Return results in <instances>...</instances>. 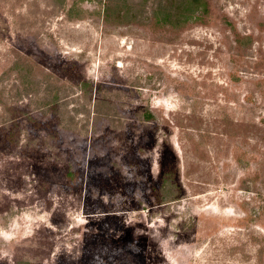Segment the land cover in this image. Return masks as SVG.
I'll return each instance as SVG.
<instances>
[{
  "label": "rangeland",
  "instance_id": "rangeland-1",
  "mask_svg": "<svg viewBox=\"0 0 264 264\" xmlns=\"http://www.w3.org/2000/svg\"><path fill=\"white\" fill-rule=\"evenodd\" d=\"M0 264H264V0H0Z\"/></svg>",
  "mask_w": 264,
  "mask_h": 264
}]
</instances>
